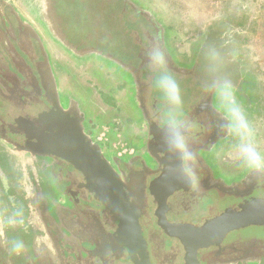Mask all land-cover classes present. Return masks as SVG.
Segmentation results:
<instances>
[{"label": "flooded vegetation", "instance_id": "af4514ba", "mask_svg": "<svg viewBox=\"0 0 264 264\" xmlns=\"http://www.w3.org/2000/svg\"><path fill=\"white\" fill-rule=\"evenodd\" d=\"M60 1L81 7L84 36L72 37ZM234 7L192 18L177 15L168 0H0V219L10 203H20L29 225L0 223V264H264V181L241 168L232 138L220 131L215 98L200 89L204 49L227 53L225 70L264 150V92L249 65L251 24ZM194 19L202 26L187 48L177 21ZM153 36L193 124L194 189L169 171L173 161L160 150L163 105L144 61ZM62 132L82 149L100 148L115 174L105 188L111 192L98 194L92 179L55 153L64 146ZM220 218L231 229L198 246L197 236ZM250 229L256 233L246 235ZM14 237L25 241V256H9Z\"/></svg>", "mask_w": 264, "mask_h": 264}, {"label": "clouds", "instance_id": "9594fccd", "mask_svg": "<svg viewBox=\"0 0 264 264\" xmlns=\"http://www.w3.org/2000/svg\"><path fill=\"white\" fill-rule=\"evenodd\" d=\"M203 62L206 75L201 82V93L214 97L220 108L224 124L220 131L233 140L231 150L241 168L255 181H264V150L261 149L257 131L241 104L234 83L225 68L228 54L209 46L204 49ZM146 69L151 73V88L162 100L160 112V150L173 161L169 171L180 176L193 189L199 183L196 155L192 148L193 124L185 112V97L181 83L168 66L165 50L159 36H153L144 47ZM10 229L28 228L22 204L9 207L6 216L0 219ZM10 257H23L27 253L23 239L14 237L7 242Z\"/></svg>", "mask_w": 264, "mask_h": 264}, {"label": "rangeland", "instance_id": "374dc122", "mask_svg": "<svg viewBox=\"0 0 264 264\" xmlns=\"http://www.w3.org/2000/svg\"><path fill=\"white\" fill-rule=\"evenodd\" d=\"M166 1V0H164ZM175 6V13L177 15L186 13L190 14L192 18H199L200 15L205 16L213 15L222 12L229 4L231 7H238L243 9L245 15L247 16V22L251 24V35L250 43L251 49L249 54V65L252 71L257 74L260 85L264 92V0H168ZM234 7V8H236ZM59 12L64 18L65 22L70 27L71 35L74 39L79 36H84L83 28H85L84 21H80L78 18L82 19V9L80 6L70 3L68 1H60L58 3ZM211 15V16H212ZM209 17H207L208 19ZM205 20V19H202ZM200 19H194V23L191 25L184 26L183 23L177 21L178 28H185L183 32H180L178 28L176 29L179 42L183 44L182 46L189 47L191 41L188 40L190 35L197 32V29L202 26ZM179 28V29H180ZM109 47L116 48L118 45L108 44ZM181 46V47H182ZM183 52V51H182ZM16 54L26 63V65L31 66L32 61L27 52L22 48L16 47ZM249 67V68H250ZM11 73L14 77L23 81L25 76L21 70L12 69ZM246 235L255 234L254 229H250Z\"/></svg>", "mask_w": 264, "mask_h": 264}, {"label": "water", "instance_id": "95a60500", "mask_svg": "<svg viewBox=\"0 0 264 264\" xmlns=\"http://www.w3.org/2000/svg\"><path fill=\"white\" fill-rule=\"evenodd\" d=\"M63 135V148L60 152H55L58 156L70 161L75 167L84 172L90 179L94 181L98 187H96V192L101 195L105 192L107 184L113 182L112 178L115 174L112 169L108 167V162L106 159L102 158L100 148L96 147V151L91 149H82L83 142L76 140L74 135L70 132H62ZM93 149V148H92ZM111 173V174H110ZM109 174V175H108ZM89 179V182H90ZM89 186V185H88ZM111 192V190H106ZM104 200V199H103ZM104 202H106L104 200ZM225 219H217L209 225L203 234H199L198 246H203L208 244L207 242L217 241L220 239L231 226L229 223L224 221Z\"/></svg>", "mask_w": 264, "mask_h": 264}]
</instances>
